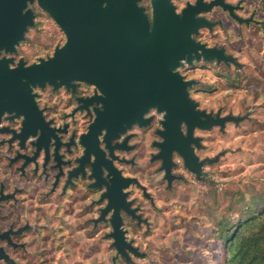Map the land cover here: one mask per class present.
Wrapping results in <instances>:
<instances>
[{
	"label": "clouds",
	"instance_id": "clouds-1",
	"mask_svg": "<svg viewBox=\"0 0 264 264\" xmlns=\"http://www.w3.org/2000/svg\"><path fill=\"white\" fill-rule=\"evenodd\" d=\"M167 5L194 22L168 69L192 114L175 124L181 146L169 145V109L148 104L111 134L96 127L90 149L84 138L105 111L101 88L20 76L39 125L26 130L28 113L0 107V264H264V0ZM50 35L0 46V64L9 72L48 64L68 40ZM58 132L68 143L49 159ZM249 215L256 245L240 257L226 229Z\"/></svg>",
	"mask_w": 264,
	"mask_h": 264
},
{
	"label": "water",
	"instance_id": "water-1",
	"mask_svg": "<svg viewBox=\"0 0 264 264\" xmlns=\"http://www.w3.org/2000/svg\"><path fill=\"white\" fill-rule=\"evenodd\" d=\"M31 1L0 0V46L10 45L19 35L23 38L26 27L32 23L33 13L27 8ZM138 1L136 7L143 10L145 18L135 7V0H108L105 8L100 7V0H36L68 36L67 43L56 51L53 61L38 69L9 72L0 64V107H15L28 113V130L32 118H39L33 114L20 76L53 83L57 77L65 83L82 78L96 83L106 96L105 111L99 114L90 136L94 137L98 126H107L111 134L122 122L135 118L145 105L159 104L169 109V145L180 147L175 124L192 114L183 98L182 86L168 69L176 55L189 46L186 32L194 22L188 13L183 20L171 16L167 0H153L155 26L148 33L145 19L151 28V5L148 16ZM21 7L23 15H19ZM214 54L218 55H206ZM84 142L90 148L86 138ZM93 145L94 148L95 140Z\"/></svg>",
	"mask_w": 264,
	"mask_h": 264
},
{
	"label": "rangeland",
	"instance_id": "rangeland-1",
	"mask_svg": "<svg viewBox=\"0 0 264 264\" xmlns=\"http://www.w3.org/2000/svg\"><path fill=\"white\" fill-rule=\"evenodd\" d=\"M177 5L183 3L184 0H176ZM138 5L142 6L146 14H150L149 0H139ZM27 8H30L33 13L32 23L28 25L24 31L23 40H29L35 44H45L53 38L54 34L63 37L64 34L54 20L41 9L36 0L27 3ZM22 42V41H21ZM64 41L60 40L57 45H61ZM195 131V130H194Z\"/></svg>",
	"mask_w": 264,
	"mask_h": 264
},
{
	"label": "trees",
	"instance_id": "trees-1",
	"mask_svg": "<svg viewBox=\"0 0 264 264\" xmlns=\"http://www.w3.org/2000/svg\"><path fill=\"white\" fill-rule=\"evenodd\" d=\"M249 215L244 221L235 226H229L226 229L225 244L227 248L234 251L238 256H245L248 251L256 245L257 238L249 233V222L253 220ZM250 264H259V262H250Z\"/></svg>",
	"mask_w": 264,
	"mask_h": 264
},
{
	"label": "flooded vegetation",
	"instance_id": "flooded-vegetation-1",
	"mask_svg": "<svg viewBox=\"0 0 264 264\" xmlns=\"http://www.w3.org/2000/svg\"><path fill=\"white\" fill-rule=\"evenodd\" d=\"M225 2H227V0H225ZM23 36H24V33H23ZM72 83L74 85H78L79 86V88L77 90H79V89H85V90L91 89L93 92L95 91V86L92 85V84H88L87 82L73 80ZM44 91H47V87H45ZM56 91L58 92L59 89H56ZM36 95L38 96L39 93H36ZM80 99H83V97H81ZM87 107H88V109H94V108H101V105H99V104H90ZM37 125H39V121H38L37 117L34 116V118H32V121L29 123L28 130L31 129L32 127H34V126H37ZM65 134L66 133H60V132L56 133V136L60 138L59 146H56L55 139L48 140L47 153H48L49 159H54L57 155H60L61 150L68 143V141L63 139V136ZM44 139H46V135H45ZM86 140H88V142L91 144L90 148H93V146H94L93 145V140H95L93 135L92 136L89 135L88 137H86ZM40 151L43 152L44 149L41 148ZM113 154H115V153H113ZM21 155H23V153H21ZM29 163H30V161H29ZM63 163H64V161H62V164ZM24 167L26 168L27 164H25ZM85 168H87V165H85ZM10 195H11L10 193L5 192V196H10ZM109 211H112V210L109 209ZM121 223H123L122 219H121Z\"/></svg>",
	"mask_w": 264,
	"mask_h": 264
}]
</instances>
